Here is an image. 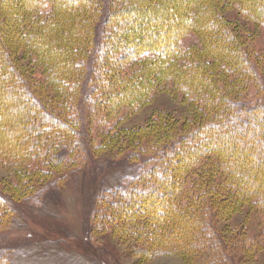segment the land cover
I'll return each mask as SVG.
<instances>
[{
	"label": "trees",
	"instance_id": "16d2710c",
	"mask_svg": "<svg viewBox=\"0 0 264 264\" xmlns=\"http://www.w3.org/2000/svg\"><path fill=\"white\" fill-rule=\"evenodd\" d=\"M233 9L264 27V0H0V163L19 191L0 189V230L11 204L41 199L35 184L60 187L67 178L55 172L112 147L140 168L96 195L92 229L133 241L148 260H252L264 246V51L257 30L227 18ZM161 92L190 115L119 128ZM245 205L260 231L228 240L219 225Z\"/></svg>",
	"mask_w": 264,
	"mask_h": 264
},
{
	"label": "rangeland",
	"instance_id": "374dc122",
	"mask_svg": "<svg viewBox=\"0 0 264 264\" xmlns=\"http://www.w3.org/2000/svg\"><path fill=\"white\" fill-rule=\"evenodd\" d=\"M226 16L238 25L246 24L257 30L253 44L257 52L264 51L263 26H256L244 19L235 9L229 10ZM195 42L192 35L184 39L187 46ZM47 92L50 90L47 89ZM49 96L52 97V93ZM63 101L62 98L57 100L56 108H64ZM160 113L180 120L189 116L190 110L172 94L161 92L139 111L127 116L119 128H139ZM94 119L88 125L92 134L102 124L98 116ZM107 136L104 135V138L112 137L110 135L106 138ZM114 154L112 147L103 148L97 159H88L83 169L78 167L77 171L71 168L66 172L62 169L55 172L51 177L53 180L67 178L62 186L43 189L49 179L45 183L35 184L34 194L43 193L38 201L37 196H33L29 200L25 198L24 202L11 204L15 217L11 224L0 230V256L8 264H184L179 256H160L148 260L139 251H135L137 244L133 241H122L112 231L106 230V227L100 232L92 229L94 224L90 213L96 195L103 189L123 186L125 178L133 177L139 172L138 164L125 159H114ZM19 169L22 173H27L25 166ZM17 179L18 175H14L13 168L0 163V189L15 195L19 192L16 189ZM28 189L26 196L33 194L32 191L27 193ZM260 223V214L251 213L245 205L230 220L220 223L219 227L227 229L228 240H233L236 230L245 226L248 229L246 235L257 236ZM240 264H264V246L252 260H244Z\"/></svg>",
	"mask_w": 264,
	"mask_h": 264
}]
</instances>
